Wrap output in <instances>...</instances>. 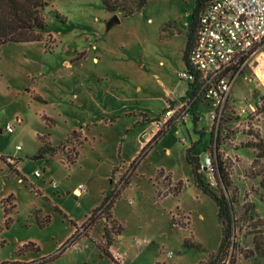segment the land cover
Instances as JSON below:
<instances>
[{"label":"rangeland","instance_id":"rangeland-1","mask_svg":"<svg viewBox=\"0 0 264 264\" xmlns=\"http://www.w3.org/2000/svg\"><path fill=\"white\" fill-rule=\"evenodd\" d=\"M45 1L40 41L0 45V261L28 263L53 254L113 190L108 221L102 213L87 229L89 236H79V248L70 244L41 264L205 261L218 249L221 227L215 202L192 181L185 150L191 138L196 146L191 153L202 159L214 141L211 106L198 104L197 117L167 126L135 170L129 166L169 98L182 96L184 83L176 72L184 67L180 53L196 1L146 0L137 11V0H110L111 10L102 0ZM115 14L120 22L107 29ZM230 97L218 122V151L231 164L229 189L203 173L218 195L234 200L235 247H228L220 264H264L253 241L264 245L259 62L234 80ZM249 104L254 111L238 113ZM7 123L12 133L4 131ZM171 178L183 181L178 193L171 191L176 184L170 185ZM79 184L85 189L81 196L73 193ZM249 202L253 210L245 207ZM3 205L11 208L8 226ZM253 213L262 221L251 219ZM112 218L115 228L122 227L121 239L111 230V245L120 253L112 254L115 262L95 243L105 242L104 226L110 229Z\"/></svg>","mask_w":264,"mask_h":264},{"label":"built area","instance_id":"built-area-1","mask_svg":"<svg viewBox=\"0 0 264 264\" xmlns=\"http://www.w3.org/2000/svg\"><path fill=\"white\" fill-rule=\"evenodd\" d=\"M254 61L264 68V0H209L198 15L195 40L187 53L185 67L176 73L188 84V90L179 101L167 102L163 115L154 121L157 130L194 119L192 109L202 103L211 106L209 116L217 129L231 99L232 83ZM248 111H254L250 104L238 109L239 114ZM13 129L10 123L4 127L7 133ZM181 140L186 142V137ZM213 158V154L205 151L199 159L203 172L213 175ZM34 175L38 177L40 172L35 170ZM83 192L82 184L73 190L77 196ZM78 230L83 228L80 226ZM143 242L146 239L136 240L137 245ZM70 246L79 248L78 241Z\"/></svg>","mask_w":264,"mask_h":264},{"label":"trees","instance_id":"trees-1","mask_svg":"<svg viewBox=\"0 0 264 264\" xmlns=\"http://www.w3.org/2000/svg\"><path fill=\"white\" fill-rule=\"evenodd\" d=\"M196 5L195 8L191 14V22L187 29V39L183 51V60L186 62L187 59V53L191 46L194 43L195 40V34H196V28H197V22H198V15L205 6V4L209 0H195ZM146 0H137L136 4V11L140 10L141 7L145 4ZM103 5L106 9L111 10L112 6L110 5V0H102ZM46 1L45 0H0V45L4 44L6 42H33V41H40L42 39V31L46 28V22L44 15L42 14V9L45 6ZM198 105V104H196ZM170 124L169 126H172ZM168 128H160L156 131V133L151 137V139L141 148L139 154L137 157H135L131 163L130 167L135 170L137 164L139 163L140 159L148 152L149 148L152 147V144L157 142V140L165 134V130ZM216 136L214 141L210 144V146L206 149V151H209L211 154H213V164H214V171L213 176L216 179L217 185H221L223 189H229L230 187V179H229V173L228 168L231 166L229 162L226 161L221 155V153L218 151L219 149V140H218V134H219V127L215 129ZM74 133V131H73ZM195 147V142L191 143L188 147H186L185 150V159L187 163L190 165V169L192 172V181L194 185L205 194L209 195L213 201L215 202V205L217 207V217L220 223L221 227V239L218 246V249L214 255H209L207 259L199 264H220V261L226 256L228 247H235V241L233 239L232 234V227L234 225V207L233 198H229L225 193L221 192V194H217L211 186L204 181L203 179V171L200 169V163H199V157L197 155H193L191 153L192 149ZM260 156H264V151L260 152ZM8 166L11 167V164L8 163ZM16 172V170H15ZM161 172V171H160ZM261 186L264 188V182L261 180L260 182ZM183 185L182 180L176 181V184L173 185V191L174 193H178ZM117 196L116 191H111V194L106 195L101 202L100 205L95 207L91 214L82 222L80 225L83 230L79 231L80 226H75L74 232L68 237V239L57 249L56 252L53 254L44 257L43 259L39 261H32L28 263H21L18 261H9V260H3L0 261L1 264H41L44 262L51 261L55 258H57L59 255H61L65 249L74 241H77L79 236H88L86 231L89 227L93 226V224L102 217V213L106 214V221H108V212L107 209H111L113 202L115 200V197ZM253 203L249 202L246 203L245 207L253 210ZM12 207H15V204L12 205ZM3 210L5 213V225L8 226L10 222V217L7 215L9 211H11V208L9 206L3 205ZM251 219H254L256 214L250 215ZM49 218L46 216L45 221H48ZM254 220H260L261 218L256 217ZM40 225H43L44 223L38 221ZM117 222L115 219H111L109 224L110 229H108L106 226H104L103 230V238L105 240L104 243H101L100 241H95L96 245L98 246L99 250L110 257L112 261H114V258L112 256V253L109 249L113 238L111 236V230H116V234L119 235L121 233L122 227L118 226L115 228L114 224ZM255 248L260 250L262 256L264 257V245H262L261 242H257L255 238L253 239ZM184 244L187 246H193L190 245V243L184 241ZM28 245V244H27ZM196 246V245H195ZM244 256L249 257L250 253L245 251ZM116 259V258H115ZM117 260V259H116ZM233 255L231 254L229 261L230 263H233ZM115 262V261H114Z\"/></svg>","mask_w":264,"mask_h":264},{"label":"crops","instance_id":"crops-1","mask_svg":"<svg viewBox=\"0 0 264 264\" xmlns=\"http://www.w3.org/2000/svg\"><path fill=\"white\" fill-rule=\"evenodd\" d=\"M182 55H183V53H182V51H181V53H180V56H181V61H182V64H183V66L185 67V61L183 60V57H182ZM253 63V62H252ZM251 63V64H252ZM183 67V68H184ZM249 67H251V66H249ZM182 68V69H183ZM177 73V72H176ZM181 80V79H180ZM183 83H184V88H183V91H182V96L179 98V99H181L182 97H184L185 96V94H186V91L188 90V84L184 81V80H181ZM171 101L170 102H176L178 99H173V98H169ZM168 99V100H169ZM195 107L196 106H194L193 107V109H192V112L195 114V116H194V118L195 117H197V114H196V111H195ZM188 123V122H187ZM172 127V126H171ZM170 127V128H171ZM156 130H157V128L156 127H154V128H152V131L151 132H149V134H148V136L142 141V144H143V146L151 139V137L156 133ZM166 133V132H165ZM164 135V134H163ZM162 135V136H163ZM161 136V137H162ZM161 137L157 140V141H159L160 139H161ZM195 140V139H194ZM195 141H193L191 138H190V141L187 143V146H189V144L190 143H194ZM156 143V142H155ZM196 147V146H195ZM194 147V148H195ZM194 148L192 149V153H193V150H194ZM205 150V149H204ZM206 151V150H205ZM193 155H195V154H193ZM16 169H17V167H16ZM18 170V169H17ZM176 180H173L172 178L170 179V185H172L173 184V182H175ZM199 192H200V190H198ZM82 195V194H81ZM80 195V196H81ZM89 236V235H88ZM119 238L121 239L122 238V233L121 234H119ZM109 249H110V251H111V253L112 254H117V255H119L120 256V253H118V252H116L115 250H114V248H113V244L112 245H110V247H109ZM121 264H124L123 263V259H122V263Z\"/></svg>","mask_w":264,"mask_h":264},{"label":"water","instance_id":"water-1","mask_svg":"<svg viewBox=\"0 0 264 264\" xmlns=\"http://www.w3.org/2000/svg\"><path fill=\"white\" fill-rule=\"evenodd\" d=\"M120 22V19L118 17V15H114L112 18L109 19V21L107 22V29H109L111 26L117 24Z\"/></svg>","mask_w":264,"mask_h":264},{"label":"bare ground","instance_id":"bare-ground-1","mask_svg":"<svg viewBox=\"0 0 264 264\" xmlns=\"http://www.w3.org/2000/svg\"><path fill=\"white\" fill-rule=\"evenodd\" d=\"M255 62V61H254ZM257 62V61H256Z\"/></svg>","mask_w":264,"mask_h":264}]
</instances>
